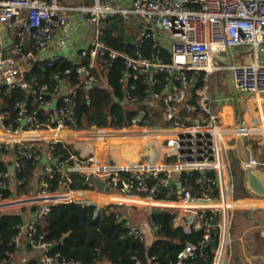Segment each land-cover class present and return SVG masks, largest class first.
<instances>
[{
    "label": "built area",
    "instance_id": "built-area-1",
    "mask_svg": "<svg viewBox=\"0 0 264 264\" xmlns=\"http://www.w3.org/2000/svg\"><path fill=\"white\" fill-rule=\"evenodd\" d=\"M189 4L184 0H131L129 8H124L119 0H92L77 6L64 4L62 0H0V88L6 95L14 90L24 92L36 106L30 107L27 99L16 101L15 126L12 123L3 126L0 118V155L10 152L15 145L21 158L37 161L42 157L38 153L40 145L45 143L47 151L42 154L45 153L46 157V175L51 179L54 174H60V189L55 193L47 192L50 185L46 181L41 194L0 199V211L29 205L37 208L18 226L11 241L16 250L7 253L0 264L10 263L24 243L42 252L37 261L30 264H82L60 258L59 254L49 255L51 245L42 241L37 226L51 205L71 201L68 187L72 174L92 183L94 175L99 172L105 175V183L111 191L127 196L145 195L158 203L149 206L150 209L183 212L184 221L179 227L185 232L204 231L202 240L183 246L177 254L176 264H186L203 256L206 247L213 252V264H217L221 243H215L216 248L212 247L211 229L217 226L222 230L229 212L225 215L218 204L212 202L221 203L225 196L234 201L231 163L222 143L233 131L220 126L216 117L210 114L206 106V80L210 73L225 68L229 70L236 91L264 95V63L257 61V52L264 44V0H190ZM115 15L124 20L132 16L142 24L152 26L138 38L136 45L140 48L149 39L153 47L149 57L140 51L128 55L108 49L104 22ZM157 26L165 31L163 36L155 31ZM235 47L249 49L253 60L247 64L219 65L217 58ZM161 49L166 50L167 60ZM222 57L231 59L230 55ZM116 58H121L124 64L120 83L127 86V82L132 80L145 86V96L132 95L131 91L136 90L135 84L127 86L124 93L122 105L135 106L137 113L125 120L121 127L110 123L94 128L92 125L84 129L75 128L78 96L75 80L79 79L94 97L95 90H98L97 62L101 60V72L105 73L107 59ZM46 77L54 82L51 90ZM105 89L101 90L103 96H106ZM189 92H195L197 102L190 101ZM218 100L223 101V98ZM53 101L55 106L51 109ZM149 101H155L165 109L164 118L155 119L149 108L158 107L148 106ZM41 108L45 113L37 116ZM238 131L242 135L251 131L259 134L264 144V128ZM133 138L164 144L173 149L167 157L174 160L116 168L110 164L92 166L88 154L85 158L71 154L73 164H52L57 143L69 146L87 140L104 142ZM88 162L90 164L86 165ZM12 166L13 172H21L18 160H14ZM242 166L245 170L264 168V159L249 157ZM191 171L214 173V178L207 179V186L215 184V198L193 195L183 187L179 193L175 186L166 187L169 179L178 182L183 172ZM121 172L131 175L119 178ZM9 179V171H0V187L7 185ZM197 182L200 183V179ZM163 186L167 188L165 199L157 200L155 193ZM172 196L175 199H171ZM166 201H169V206L160 205ZM93 203L96 216L98 203ZM111 206V203L107 204L106 215L110 213ZM214 220L216 225H213ZM148 224L156 229L151 217ZM125 225L132 236L142 238L139 229L128 222ZM219 261V264H224L222 256Z\"/></svg>",
    "mask_w": 264,
    "mask_h": 264
},
{
    "label": "trees",
    "instance_id": "trees-1",
    "mask_svg": "<svg viewBox=\"0 0 264 264\" xmlns=\"http://www.w3.org/2000/svg\"><path fill=\"white\" fill-rule=\"evenodd\" d=\"M141 23V22H140ZM135 17L125 21L119 15L108 17L104 22L106 28L105 42L109 50L133 55L136 51L142 52L149 57L153 52L152 43L145 40L142 46L136 47L142 26ZM161 53L167 60L166 50L161 49ZM124 73V64L121 58L107 59L106 65V96L101 95L100 101H105L106 116L110 122L121 127L125 120L130 119L137 113L134 106L124 107L122 100L126 87L135 84L136 90H132V95L142 97L145 86L140 82L129 80L127 86L119 82ZM50 90L53 88V81L46 77ZM74 77H71L73 80ZM161 80V77H158ZM44 81V79H41ZM162 81V80H161ZM74 84L78 87L75 108V128L82 129L90 126L94 122V105L87 87L81 84L79 79ZM163 84V81H162ZM100 86V84L98 85ZM117 98V102L114 100ZM27 99L28 105L35 106L31 97L20 90H14L6 95L3 88H0V118L3 126L10 123L16 125L13 120L16 117L14 104L18 100ZM45 110L40 109L37 116L43 115ZM47 151V145L41 143L38 153ZM75 154L70 146L57 143L54 145L52 154V164L66 162L73 164L70 158ZM14 156L21 165V172L14 173L12 180L4 187H0V199L8 200L21 196H33L41 194L43 182L49 183L48 193H55L59 188L60 174L56 173L51 179L46 175V163L41 159L37 161L24 160L18 152V147L13 145L10 152L3 156ZM76 155V154H75ZM86 165L88 163H85ZM0 171L8 172L5 162H0ZM131 174L119 173V178L128 177ZM213 172L204 174L197 171L183 172L180 180L184 190L190 191L193 195L203 197L209 195L213 198L217 196L215 184H208V178H214ZM25 182H21L22 179ZM71 184L68 191L91 190L93 184L85 181L78 174L70 176ZM200 179V183L197 180ZM205 180V181H204ZM64 180H62L63 182ZM166 187H160L155 193V198L164 199ZM145 197V196H144ZM171 199H175L172 196ZM26 208L30 212L36 211V206L29 205L0 211V260L6 257L9 252H14L16 248L12 244V237L17 233L18 226L22 224ZM94 206L91 204H81L78 202L56 203L50 206L49 212L38 221V235L42 236V241L51 245L48 254L53 256L59 254L60 258L73 259L82 264H95L99 260V252L102 251V261L108 264H176V257L186 243H197L203 238V230L185 232L181 227H174L173 221L177 212L169 209H160L155 214H150L156 229H153V240L147 243L144 238L134 237L126 228V216L121 212V207L112 205L110 213L105 215L107 206L98 205L97 215L94 216ZM209 215V213L207 214ZM42 224L45 225L42 228ZM67 236L61 240V238ZM219 230L217 226L211 229V241L218 242ZM154 258V260L152 259ZM32 263V262H31ZM10 264V263H7ZM186 264H213V252L209 247L204 249L201 257H196L186 262Z\"/></svg>",
    "mask_w": 264,
    "mask_h": 264
},
{
    "label": "crops",
    "instance_id": "crops-1",
    "mask_svg": "<svg viewBox=\"0 0 264 264\" xmlns=\"http://www.w3.org/2000/svg\"><path fill=\"white\" fill-rule=\"evenodd\" d=\"M90 1L92 0H62V3L77 6L81 4H87ZM119 1L122 3V7L129 8L131 0ZM184 1L186 2V4L190 5V0ZM130 18H132V16L129 17L127 20H129ZM137 22L140 23L138 20ZM140 24L142 26H140L141 33L139 38L145 32V30H150L149 28L152 27L150 25L149 27L145 24ZM155 31L160 36H163L165 32L159 26L155 28ZM4 34L7 33L4 32ZM89 37H91V32ZM86 39L87 38L85 37V40ZM78 43L82 44V42ZM260 50V54L259 51L257 52V61L260 63H264V44ZM228 55L231 56V59H223V57L220 56V58H217V63L219 65L229 63L247 64L253 60V53H251L249 49L244 47H235L231 49L228 53L223 54V56L225 57H227ZM95 73L97 74V80L99 81L98 76H100L102 82L100 83V86H98V90H95L94 97H91L94 105V122L91 125L106 126L109 125L111 122L109 117L106 116L104 105L105 101L103 103H101L100 101V96L102 94L101 90L106 87L105 93L107 92V81L105 74L106 71L105 73L95 71ZM201 84L202 82L200 80L199 86H201ZM206 85V106L209 108L210 114L216 117L220 126L233 131L230 135L226 136L223 139V149L225 155H227L229 159V162L232 164H230V169L232 168L233 171L231 172L232 183H234L235 188L238 192L245 194L243 195L244 197H238L236 191L237 199H234L233 202L229 201L227 196H225L221 203L212 202V204L214 205L218 204L219 208L223 210V213L225 215L230 209L235 208V211H237L235 212L233 217L229 216L228 220L226 218L223 224V229L219 230V238L217 243L220 242L221 247L217 252L216 262L217 264H219L220 257L222 256L224 264H264V196L253 192L256 195H259L258 198H254L253 195H246L248 193L245 187V190L242 189V184L243 186L246 185L247 188L250 189L247 180L248 170H245L243 168L242 162L249 157H254L259 160L264 159V154L262 151V149L264 150V144L262 142L261 136L251 131L254 127H257L259 129L264 128V95L248 93V103L238 102L237 100L235 101L233 95H231L230 92H234L235 99H237V94H246V92H238L234 89L230 78L229 70L225 68L210 73L207 77ZM218 98H223V101H219ZM189 99L192 102H197L198 97L195 95V92H189ZM233 101H235V106H233ZM147 104L148 106L154 105L158 107L149 108L152 114L155 115V119L164 118L165 109L161 107L159 103L156 104L155 101H149ZM104 118H107V124L98 125V122H103ZM240 129L250 130L251 132L247 135H242V133H239L238 131ZM69 146L72 152H74L80 158H85L88 154L92 166L110 164L113 167L119 168L127 165L133 166L145 163L161 164L166 162H172L174 160L173 157H167V155L173 149L166 147L164 144L156 140L143 141L139 138H133L126 141L108 140L104 142H100L97 140H87L83 141L82 143H73ZM14 160H16L14 156L0 155V162L6 163L11 180L15 172L11 173L9 166L13 164ZM90 163L88 162V164ZM234 165H237L239 170L237 169V171H234ZM250 171L258 180L262 182L264 186V168L258 167ZM233 175L237 178V184L234 181ZM96 176L98 175H94L93 177V188L91 190L68 191V194L71 197L70 202H78L81 204L91 205L93 202H97L98 205H107L109 203H111L112 205L128 204L135 205L137 207H145H135V209L134 206L128 207L133 208L137 213L139 212V214L144 215L143 217L134 221L130 219L129 214L127 213V208H123L121 206V212L124 216H126V222L139 229L141 232V236L144 238V240L147 243H150L153 240V229L148 224V219L150 218V210L152 209H150L149 206H154L158 203H152L146 200L148 198L144 197L145 195L127 196L111 191L105 183L104 174L103 182L105 184L106 191L100 190L96 186ZM178 182H181V180L179 179ZM172 186H175L176 189V185ZM140 198L144 199L141 200ZM168 202L169 201L160 202V205L169 206L170 204ZM207 205L209 204H205V206ZM124 207L127 206L124 205ZM248 212L257 213L248 215ZM29 213H31L30 209L26 208L23 212V222L28 219ZM183 221L184 213L179 211V214L176 215L173 221L174 227L181 226ZM41 226L42 228L45 227L44 224H42ZM232 245H234L235 248H233ZM41 254V250H33L26 243H24L20 248H18L16 255L14 254L13 259L10 261V264H30L31 262L33 263L37 261ZM95 264L108 263L102 260H97Z\"/></svg>",
    "mask_w": 264,
    "mask_h": 264
},
{
    "label": "rangeland",
    "instance_id": "rangeland-1",
    "mask_svg": "<svg viewBox=\"0 0 264 264\" xmlns=\"http://www.w3.org/2000/svg\"><path fill=\"white\" fill-rule=\"evenodd\" d=\"M11 37H13V33H11ZM260 49H261V47L259 48V54H260ZM221 56H223V55H221ZM231 93V95H233V98H234V100L236 101H238V102H246V103H248V97H247V95H249L248 93H246V94H242V93H239V94H237L236 96H237V99H235V94H234V92H230ZM235 101H233V106H235ZM107 122H108V120H107V118H104L103 119V122H98V125H106L107 124ZM223 146H224V144H223ZM239 146H240V142H239ZM227 156V155H226ZM244 162V161H243ZM242 162V163H243ZM233 169H234V171H237V169L239 170V168L237 167V165H234L233 166ZM242 170V169H241ZM243 171V170H242ZM231 172H233L232 171V168H231ZM234 176V175H233ZM234 181H235V183L237 184V178L234 176ZM244 187L247 189V193L248 194H246V195H253V197L254 198H258L259 197V195H256V194H254L253 193V191H251L250 189H248L247 188V186L246 185H244ZM236 188H235V185H234V183H233V198L234 199H237V195H236ZM237 194H238V197H244L243 195H245V194H243V193H240V192H238L237 191ZM118 205V204H117ZM124 205L125 206H127V207H124ZM124 205H118L119 207H123V208H127V213L129 214V217H130V219L132 220V221H134V220H136V219H139V218H141V217H143L144 215L143 214H139V212L137 213L134 209H135V207H137V206H135V205H126V204H124ZM132 206H134V209L133 208H128V207H132ZM137 208H145V207H137ZM229 216H231V217H233L234 216V214H235V212H237V211H235V208H233V209H230L229 211ZM255 213H257V212H248L247 214L249 215V214H255ZM247 216V215H246ZM248 217V216H247ZM231 219V218H230ZM134 223H136V222H134ZM232 247L233 248H235V246L234 245H232ZM229 252H230V248H229Z\"/></svg>",
    "mask_w": 264,
    "mask_h": 264
},
{
    "label": "water",
    "instance_id": "water-1",
    "mask_svg": "<svg viewBox=\"0 0 264 264\" xmlns=\"http://www.w3.org/2000/svg\"><path fill=\"white\" fill-rule=\"evenodd\" d=\"M4 51H5V50H4ZM77 60H78V58H77ZM114 100H115L116 102L118 101L117 98H114ZM54 106H55V101L52 102L50 108H51V109H54ZM21 124L23 125L24 122H22ZM91 127L94 128L95 125H92ZM41 162H42V163H45V162H46L45 153L42 154ZM231 165H232V164H231ZM9 169H10V172L12 173V172H13V166L10 165V166H9ZM91 178H92V177H91ZM247 180H248L249 188H250L253 192H255L256 194H259V195H261V196H264V186H263L262 182H261L260 180H258L250 170L247 171ZM172 185H176V189H177V191L180 192V189H181V187H182L181 182H175V183H174L172 179H169L168 182H167V185H166V186H167V187H171ZM242 189L245 190L243 184H242ZM59 192H62V190H60ZM92 205L95 206V203H92ZM158 211H159L158 209H156V208H152V209L150 210V213H151V214H155V213H157ZM215 223H216V222H215V220H214V221H213V225H216ZM66 236H67V234L64 235V236L61 238V240H63ZM211 245H212L213 248H216V244H215L214 242H212ZM99 255H100L99 260H102V251L99 252Z\"/></svg>",
    "mask_w": 264,
    "mask_h": 264
},
{
    "label": "bare ground",
    "instance_id": "bare-ground-1",
    "mask_svg": "<svg viewBox=\"0 0 264 264\" xmlns=\"http://www.w3.org/2000/svg\"><path fill=\"white\" fill-rule=\"evenodd\" d=\"M96 66H97L96 71L101 72V60H99L97 62ZM98 77H99V81H98V85H99L102 82V79L100 78V76H98ZM97 175H98V176H96V186H97V188H99L100 190L106 191V187H105V184L103 182L104 178H103L102 172H99ZM140 199L143 200L144 198H140ZM146 200H148V201H150L152 203L155 202L154 200H151V199H146ZM103 206L106 207L107 205H103ZM106 212H107V209L105 210V215H106Z\"/></svg>",
    "mask_w": 264,
    "mask_h": 264
}]
</instances>
